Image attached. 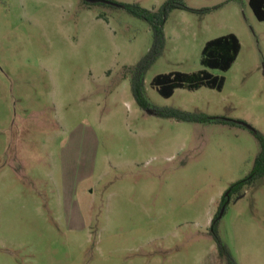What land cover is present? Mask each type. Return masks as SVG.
<instances>
[{"label": "rangeland", "instance_id": "374dc122", "mask_svg": "<svg viewBox=\"0 0 264 264\" xmlns=\"http://www.w3.org/2000/svg\"><path fill=\"white\" fill-rule=\"evenodd\" d=\"M109 1L0 0V264H227L212 219L260 143L240 124L139 106L126 67L153 33L125 5L173 0ZM180 1L201 12L170 11L147 99L264 133V20L249 0ZM231 32L236 61L206 68V42ZM202 69L224 76L221 90L152 85ZM218 228L239 264H264V176L231 193Z\"/></svg>", "mask_w": 264, "mask_h": 264}, {"label": "trees", "instance_id": "16d2710c", "mask_svg": "<svg viewBox=\"0 0 264 264\" xmlns=\"http://www.w3.org/2000/svg\"><path fill=\"white\" fill-rule=\"evenodd\" d=\"M249 4L259 20H264V0H249ZM125 8L135 16L146 20L153 33V41L146 54L133 67H126L127 72L131 77L132 92L136 102L144 109H151L158 116L166 118H175L177 120L188 122H208L214 121L219 123L240 124V120L226 119L221 116H211L205 113L190 112L177 107H157L153 106L145 94V76L151 66L158 60L166 46L165 23L168 15L173 8L187 9L193 12H201L187 6L183 1H168L159 9L151 10L144 8L138 4L125 5ZM241 50V42L237 34L231 32L225 35L218 36L206 42L202 49V64L206 68L219 71H227L236 61ZM152 85L156 90L165 97H171L175 89L180 87H188L191 89L199 88L207 85L212 88L222 89L224 85V76L213 74L207 69H202L197 72L187 73L181 71H173L169 73H160L152 80ZM244 121V120H241ZM246 122V121H245ZM260 143V151L256 156L254 168L250 175L241 179L230 186L232 192H236L244 185H250L256 178L264 176V133L256 129H250ZM231 192V193H232ZM226 195L223 197V205L227 204ZM220 208V210H221ZM219 214L217 212L212 219L210 233L214 237L219 254L224 258L227 264H239L228 245L223 241L219 233Z\"/></svg>", "mask_w": 264, "mask_h": 264}, {"label": "water", "instance_id": "95a60500", "mask_svg": "<svg viewBox=\"0 0 264 264\" xmlns=\"http://www.w3.org/2000/svg\"><path fill=\"white\" fill-rule=\"evenodd\" d=\"M87 1H101V2H105V3H111V4H113V2L112 1H109V0H87ZM150 112H152V111H150ZM239 122L242 123V124H244L246 127L250 128V129H253L254 128L251 124H249V123H247L245 121H241L240 120ZM225 195H228V191L226 192ZM224 210H225V205L220 210L219 218L222 217V215L224 213Z\"/></svg>", "mask_w": 264, "mask_h": 264}, {"label": "flooded vegetation", "instance_id": "af4514ba", "mask_svg": "<svg viewBox=\"0 0 264 264\" xmlns=\"http://www.w3.org/2000/svg\"><path fill=\"white\" fill-rule=\"evenodd\" d=\"M227 191H228V195H226V200L229 201V198H230V195H231V192H232V191H231V189H228ZM225 194H226V193H225ZM225 194H224V195H225ZM222 202H223V200H222ZM223 206H224V205H223ZM223 206H222V207H223Z\"/></svg>", "mask_w": 264, "mask_h": 264}]
</instances>
